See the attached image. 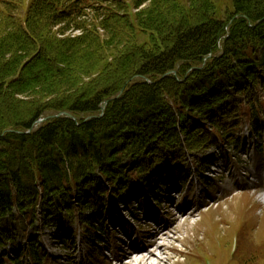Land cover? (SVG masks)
Masks as SVG:
<instances>
[{
  "label": "trees",
  "instance_id": "16d2710c",
  "mask_svg": "<svg viewBox=\"0 0 264 264\" xmlns=\"http://www.w3.org/2000/svg\"><path fill=\"white\" fill-rule=\"evenodd\" d=\"M28 2L0 0V243L15 242L6 218L77 207L102 229L136 181L243 125L264 132V0H231L225 19L213 0ZM63 111L76 119L39 121Z\"/></svg>",
  "mask_w": 264,
  "mask_h": 264
},
{
  "label": "rangeland",
  "instance_id": "374dc122",
  "mask_svg": "<svg viewBox=\"0 0 264 264\" xmlns=\"http://www.w3.org/2000/svg\"><path fill=\"white\" fill-rule=\"evenodd\" d=\"M28 1L24 0L21 6L22 9L28 7ZM213 1L216 4L218 18L225 19L229 13L233 12L231 0ZM17 4L19 6L21 2L18 1ZM71 34L78 35L79 32L76 31ZM233 102L234 97L231 96L226 103L221 105V108H225L227 104ZM105 107L102 105V113ZM221 108L217 109L218 118L221 117ZM205 125H208V122H205ZM243 127V134L245 135L248 132V127L245 125ZM228 141L231 140L221 138L219 148L214 146L204 150L199 148L192 153L185 152L187 154L184 157L186 161L182 164V167L185 169L186 175L190 174V178L189 182L185 183L183 187L179 183L178 186L172 184L180 173L177 166L166 170L165 174L168 178L159 190L162 194L173 190V193H171L172 199L161 198L163 202H168L165 199L170 200V203L161 204L158 208V214L161 217L160 221L163 217L164 220L168 221L176 217L179 218L169 226V230H166L171 236L168 240H165L169 244L163 257L171 258L167 261V264H264V191L262 180L259 179L255 186L250 187L251 190L248 186H246V191H242L240 186H235L231 190L230 187L233 186V182L228 184L221 166V158L227 153L237 159V162H242V164L246 156L255 158V156H260L261 153L259 152H263L264 155V135L251 141L247 137L242 138L238 151L230 148V152H228L225 148ZM186 145L188 144L186 143ZM223 150L225 152H222ZM232 163V165H235V160H232ZM239 170H236L237 173H239ZM246 172L249 173V171ZM240 177L243 179L242 175ZM252 179L257 180L254 176H252ZM154 186L153 183L152 188ZM141 189L143 191V188ZM181 189L182 191L179 192ZM184 189H187L186 192H184ZM222 189H230L231 191L226 192L220 199L219 205L212 206L208 210L198 211L202 206L201 203L213 201L214 198L217 199ZM155 192H157L156 189ZM188 195H192L191 201ZM118 197L119 195L116 196L117 199ZM151 197L150 194H146L142 196L143 200H131L129 203L123 202L120 205L123 218L132 223L135 228L141 230L142 233L155 232L154 226H151L148 222L141 226L146 217L138 210L141 206H146L149 199H152ZM180 205H191L194 211L200 213H195L192 217H188V220H185L187 217L185 215L179 216L180 214L176 210ZM87 209L77 207L74 212L89 213ZM39 214L42 215V213ZM135 217L137 220L133 222L132 220ZM61 220L64 222L69 221L70 227L66 232L60 231L58 234L52 225H46L43 221L28 225L16 218H6L1 228L15 231L17 233V243L21 246H28L33 242L32 240L39 241L40 252H43L44 256L42 264H71L72 262L99 264L101 261L104 262L107 258L106 252L110 253L107 251V247H110L108 240H112L111 236H113L111 230H108L109 234L104 235L106 243L101 246L102 248H99V251L95 242L93 248L92 244H88V237L80 233L78 222L67 220V217ZM119 230L115 236H123L124 231L121 228ZM71 231L75 233L73 236L70 235ZM63 235L68 237L69 240L63 242ZM162 238H165V236L158 238L160 243L164 242ZM111 243L116 246L114 241H111ZM120 243L118 242V244ZM7 244L6 240H1L0 254L4 253V247L2 246L5 245L6 247ZM170 244L174 248H171ZM119 261L121 263L125 262L127 257L124 256ZM24 263L35 264L26 257ZM114 264H117V262Z\"/></svg>",
  "mask_w": 264,
  "mask_h": 264
},
{
  "label": "bare ground",
  "instance_id": "6f19581e",
  "mask_svg": "<svg viewBox=\"0 0 264 264\" xmlns=\"http://www.w3.org/2000/svg\"><path fill=\"white\" fill-rule=\"evenodd\" d=\"M191 214L192 213L190 212L187 213L186 215L190 216ZM185 220H188V217L185 218ZM163 236H165V238H162L164 242L160 243L158 241V238L160 239V237ZM170 237L171 236L170 234L167 233V231L160 229L157 233H155V236L150 242L154 246L149 248L150 245L149 244V245L133 247L132 250L127 251L125 252V254H123L125 257H127V261L125 262L123 261L121 264H167V261H169L171 258L170 257L168 258L166 256L163 257V255H165L166 253L165 250L168 248V244H169L165 242V240H168ZM170 246L171 248H174L172 244H170Z\"/></svg>",
  "mask_w": 264,
  "mask_h": 264
},
{
  "label": "water",
  "instance_id": "95a60500",
  "mask_svg": "<svg viewBox=\"0 0 264 264\" xmlns=\"http://www.w3.org/2000/svg\"><path fill=\"white\" fill-rule=\"evenodd\" d=\"M107 102H108V101H106V103H107ZM61 115H66V116H68V117H70V118H72V119L75 120V117H74L71 113L66 112V111L60 112V113H58V114H56V115H49L48 117H46V119H51V118H54V117H59V116H61ZM43 120H44V119H43Z\"/></svg>",
  "mask_w": 264,
  "mask_h": 264
}]
</instances>
